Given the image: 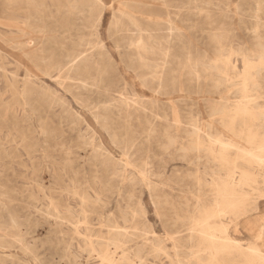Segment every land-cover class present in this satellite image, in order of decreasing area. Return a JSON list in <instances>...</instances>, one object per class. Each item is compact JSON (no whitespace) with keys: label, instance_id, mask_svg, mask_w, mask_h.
<instances>
[{"label":"bare ground","instance_id":"6f19581e","mask_svg":"<svg viewBox=\"0 0 264 264\" xmlns=\"http://www.w3.org/2000/svg\"><path fill=\"white\" fill-rule=\"evenodd\" d=\"M8 1L13 4L23 2L28 6L37 2ZM162 2L167 4V0ZM263 5L264 0H257L253 7H249L255 18V23L250 27L252 33L249 44H239L238 36L230 24L225 26V22H217V31L210 34L215 49L207 60L203 55L193 56L191 53L180 60L183 61V68L188 69L193 79L199 82L198 87L201 79H209L212 85L207 92L225 94L210 106V119L204 120L199 114L200 117L188 122L191 128L186 137L188 144L182 142L177 148L184 157L193 153L195 158L192 163L196 164L193 177L197 194L192 204L190 199L185 198L182 214L176 211V221L187 226L184 229L186 233L176 229L173 232L166 231V235L161 236L148 220L144 226L140 225L137 216L145 214L140 201L136 208L119 205L118 215L98 211L97 230L91 214L96 204L102 202L100 192H95L94 196L87 187L81 188L74 182L64 189L78 198L80 207L77 211L71 208L63 211L52 189L48 188V192L43 184H38L39 191L47 200L44 216L55 220L57 230L63 224L70 227L72 241H67L66 250L67 255L72 256V263L83 264L71 250L76 242L81 254L86 255V264H91L93 260H97V264H150L151 255L163 256L169 264H264V240L260 238L264 226L248 238L247 243H243L244 239L239 235L240 221L258 212L259 199L264 198V102L261 101L264 98V24L260 21ZM62 6L71 17L69 24L61 31L62 39L54 43L63 48L65 40L70 39L74 48L66 54L63 64H55L53 71H58L61 84L66 79L74 80L77 82L71 86L90 90L107 70V62H112L110 51L98 30L106 4L102 0H66ZM133 8L128 4L120 7L119 15L115 20L111 19L110 33L117 36L118 45L119 36L127 38L125 44L130 49H127L126 57L139 64L142 75H148L150 82L156 83L153 90L163 95L173 87L172 84L168 87L164 77L170 70V46L173 40L179 39V29L171 19L163 21L152 16L148 17L154 27H145ZM227 10L225 15L230 14ZM43 11L36 9L35 13L41 14ZM26 13L30 14L31 11L26 9ZM82 16L94 36L89 41H85L83 36L73 38L72 31L79 30L75 20ZM216 16L218 14L207 12L210 23L215 21L213 18ZM132 30L136 32L129 33ZM157 30L167 32L156 33ZM82 46L86 48L79 49ZM119 54H122L121 50ZM155 54H159V59L153 57ZM237 58H240L241 66L236 64ZM93 68L98 72L96 77L91 76ZM43 73L52 76V71L46 67ZM201 90V87L197 88L196 93H201ZM47 91L48 98L55 93L51 88ZM41 93L43 90L34 87L29 75L23 89L17 92L23 100H37ZM231 98L234 100L230 102ZM111 101L110 105L105 106L108 112L94 113V118L109 125L105 126V131L112 143L121 150V155L115 157L103 140L98 143L96 139L86 140V145L92 151L94 181H100V166L103 164L107 180L118 181L116 191L119 195L135 192L136 185L144 184L156 205L169 203L167 198H159L157 192L161 188L151 180L153 175L159 174L153 169L152 157L145 145L158 132L152 117L158 115L154 108L161 109L160 100L157 97L150 100L132 98L128 93L121 92L119 97H113ZM149 108L152 114H149ZM112 109L117 113H109ZM114 115L124 119L125 128L119 138L116 128L112 127ZM134 119L145 124L143 133L133 129ZM163 136L166 138L163 145L165 150L179 142L176 136L167 131ZM145 150L146 154H143ZM107 187V184L103 185L101 192L104 193ZM206 187L209 194L203 193ZM34 195L32 193L30 197L37 198ZM133 196L132 193L129 198ZM5 200L0 191V264H38L42 260V252L38 245L39 239L35 236L34 224L28 219L21 221ZM185 239L189 241L188 244L182 243ZM166 240L172 242L171 247ZM12 248L20 249L24 257L6 252Z\"/></svg>","mask_w":264,"mask_h":264},{"label":"rangeland","instance_id":"374dc122","mask_svg":"<svg viewBox=\"0 0 264 264\" xmlns=\"http://www.w3.org/2000/svg\"><path fill=\"white\" fill-rule=\"evenodd\" d=\"M65 1L37 0L28 6L23 2L13 4L8 0H0V191L21 221L28 219L34 224L35 236L39 239L38 245L42 252V260L38 264H75L66 250L67 241H72L70 227L63 224L57 230L55 220L44 216L47 200L39 191L38 184H43L47 191L48 188L52 189L63 211L68 208L77 211L80 207L78 198L64 189L74 182L81 188L87 187L94 196L95 192H100L102 202L96 204L95 211L91 214L97 230L98 211L118 215L119 205L136 208L140 201L145 210L144 216H137L140 225L144 226L148 220L161 236H165L166 231L173 232L176 229L187 232L184 231L187 226L176 221V211L182 214L185 198L190 199L192 204L197 194L193 177L196 164L192 163L195 158L193 153L184 157L177 148L182 142L188 144L186 137L191 129L188 122L200 116L204 120L210 119V106L221 100V95L225 94L207 92L212 82L205 78L200 80L199 87L202 90L197 94L199 82L193 79L188 69L183 68V61L180 60L187 53L193 56L203 55L207 60L215 49L210 34L217 31V22H225V26L230 24L238 36L239 44H249L252 33L250 27L255 23L249 7H253L257 0H167V4L162 0H102L106 7L98 30L110 51L112 62H107V70L90 90L71 86L77 82L74 80L66 79L61 84L58 71H53L55 64H63L66 54L74 48L70 39L65 40L63 48L54 43L62 39L61 31L69 24L71 17L62 8ZM123 4L134 7L133 10L142 18L141 22L145 27H154L148 17L152 16L163 21L171 19L179 29V39L173 40L170 46V70L167 77H164L168 87L173 85L168 93H156L153 90L156 83L150 82L148 75H142L143 70L136 61L131 62L126 57L127 49H130L125 44L127 38L119 36L118 45L117 36L110 33L111 23L119 15ZM26 9L31 13H26ZM36 9L44 11L37 14ZM226 10L230 12L229 16L225 15ZM207 12L218 14V17L213 18L214 22L208 21ZM260 17L264 24V5ZM75 23L79 30L72 31L73 38L83 36L85 41L94 38L83 16L76 19ZM246 25L248 28H245ZM135 32L132 30L129 33ZM160 32L167 30H157L156 33ZM119 50L122 54H119ZM153 57L159 59L160 56L155 54ZM236 61L241 66L240 58ZM44 67L52 71V76L43 73ZM97 73L93 68L91 76L96 77ZM28 75L33 79L34 87L43 90L37 100H23L18 97L17 92L23 89ZM48 88L55 92L50 98L47 96ZM121 92L128 93L132 98L134 96L150 100L157 97L160 100L161 109L154 108L158 115L152 117L158 132L145 145L152 157L153 169L159 174L153 175L151 180L161 188L157 192L159 198H167L169 203L161 202L156 205L154 197L144 184L136 185L131 199L130 192L119 195L116 191L118 181L107 180L103 164L100 166V181L95 182L93 179L92 151L86 145V140L96 139L97 143L103 140L115 157L121 155V150L112 143L105 131V126L109 125L94 118V113L108 112L105 106L110 105L112 98L119 97ZM233 100L231 98L230 102ZM261 101L264 102V98ZM151 110L149 108V114H152ZM109 113L116 114L117 111L112 109ZM114 118L112 127L116 128L119 138L125 128L124 119L117 116ZM132 127L138 133H143L145 124L134 119ZM166 131L179 140L168 150L163 149L166 142L163 134ZM143 154H146V150ZM209 177L207 176L208 179ZM105 184L108 187L102 193L101 189ZM32 193L37 198L30 197ZM203 193L209 194L207 187ZM259 204L258 212L240 221L239 235L244 239L243 243H247L248 238L264 226L263 197L259 199ZM165 242L169 247L172 246L170 240ZM182 243L188 244L189 241L185 239ZM71 250L79 256L80 262L86 264V255L81 254L76 242ZM6 252L24 257L17 248L8 249ZM97 262L93 260L91 264ZM149 263L169 264V261L163 256L151 255Z\"/></svg>","mask_w":264,"mask_h":264},{"label":"snow or ice","instance_id":"6c2138e0","mask_svg":"<svg viewBox=\"0 0 264 264\" xmlns=\"http://www.w3.org/2000/svg\"><path fill=\"white\" fill-rule=\"evenodd\" d=\"M262 240H264V228L261 229V237Z\"/></svg>","mask_w":264,"mask_h":264}]
</instances>
